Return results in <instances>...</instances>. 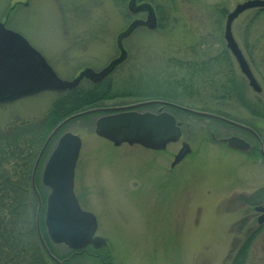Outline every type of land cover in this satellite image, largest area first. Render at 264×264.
I'll return each instance as SVG.
<instances>
[{
  "label": "rangeland",
  "instance_id": "obj_1",
  "mask_svg": "<svg viewBox=\"0 0 264 264\" xmlns=\"http://www.w3.org/2000/svg\"><path fill=\"white\" fill-rule=\"evenodd\" d=\"M145 1L156 7L163 24L153 30L139 27L124 39L127 59L106 81L119 95L106 98L102 106L162 98L221 112L264 130V117H254L240 98L219 97L220 83L234 73L238 85L245 88L247 100L264 112V14L255 17L256 8L249 9L232 27L262 88L258 92L250 86L224 38L226 14L244 0ZM128 3L0 0V20L23 34L58 76L71 80L87 67L100 70L118 57V35L135 18H146V13L132 14ZM225 51L230 60L218 65L212 61L205 68L191 64L224 58ZM91 83L89 79L82 81L87 88ZM59 93L43 91L0 103V127L43 117ZM161 109V105H149L138 111ZM173 111L181 123L182 138L162 151L127 143L115 146L97 136L94 125L101 112L74 118L60 130L59 134L71 131L82 139L74 189L81 206L96 215L97 234L106 239L103 247L88 248L67 264H231L232 254L251 230L257 233L249 244L247 264H264V224L259 225L255 210V205L264 204V158L233 152L211 136L212 131L217 137L238 132L235 126L179 109ZM58 135L45 150L35 173L42 200L40 226L49 193L41 174ZM184 141L191 151L172 168ZM33 192L37 210L38 196ZM52 247L57 257L70 253L65 244L52 243ZM89 249L96 250L101 258ZM105 256L109 257L107 263L102 260ZM49 264L56 263L51 259Z\"/></svg>",
  "mask_w": 264,
  "mask_h": 264
},
{
  "label": "water",
  "instance_id": "obj_2",
  "mask_svg": "<svg viewBox=\"0 0 264 264\" xmlns=\"http://www.w3.org/2000/svg\"><path fill=\"white\" fill-rule=\"evenodd\" d=\"M128 8L132 13L147 11V16L146 19L137 18L133 20L127 29L118 35L117 44L120 50L118 57L99 71L87 67L71 80L58 76L44 55L24 35L8 28L5 22L0 21V103L10 102L45 90L75 89L84 78L94 82L103 80L126 59L127 51L123 44L126 37L139 26H146L149 29L157 27V15L151 3H138V0H129ZM253 8L263 9L264 0L242 1L228 12L224 38L227 47L249 80L250 86L260 92L262 88L232 31L235 19L241 13ZM153 103L176 106L193 114L216 118L250 129L243 124L213 112L160 100L139 101L116 107L91 108L63 119L46 138L35 161L32 174V186L39 201L36 215L38 236L47 255L56 264H64V262L52 253L43 237L40 228L42 200L35 183V173L46 147L60 129L72 119L97 111H114L101 115L96 119L94 131L98 136L111 141L115 146L128 143L130 145L139 144L153 150H164L168 144L181 139V123L168 111L154 113L151 111L141 112L136 109ZM212 137L214 138L213 134ZM218 140L225 142L228 147L235 150L248 151L252 148L250 143L236 135ZM81 146L82 140L79 135L71 131L62 132L45 161L41 176L42 183L50 190L46 198L44 215L46 232L52 242L63 243L74 251L82 250L90 245L94 248H101L106 244L105 238L97 234L98 221L96 215L91 211L84 210L75 194V169ZM261 149L263 150V147ZM190 151V144L187 141L182 142V147L175 155L171 166L174 167L178 164ZM255 210L260 213L258 223L263 224L264 205H257Z\"/></svg>",
  "mask_w": 264,
  "mask_h": 264
},
{
  "label": "trees",
  "instance_id": "obj_3",
  "mask_svg": "<svg viewBox=\"0 0 264 264\" xmlns=\"http://www.w3.org/2000/svg\"><path fill=\"white\" fill-rule=\"evenodd\" d=\"M261 14H264V8H256L255 17ZM162 20L161 15L159 26L163 24ZM228 60L230 57L227 53L224 58L213 57L212 64L218 65L219 62ZM106 81L91 83L89 88L81 83L76 89L62 91L43 117L0 127V264H49L51 261L42 247L36 227L37 199L32 188L33 167L42 144L59 122L78 111L102 106L106 98L119 95L113 90L111 82ZM219 88L222 91L219 97L237 96L254 117H264V112L254 102L247 100L245 88L238 85L234 73L228 74ZM169 108L174 114L173 110L177 111L175 107L168 106L167 109ZM216 113L230 117L221 112ZM41 229L46 243L54 253L44 224ZM256 233L251 230L245 242L232 254L231 264H247L249 244ZM88 251L101 258L96 250ZM82 252L86 250L78 253L70 251L66 256L59 257L65 259L67 264L73 256ZM102 260L107 263L109 257L105 256Z\"/></svg>",
  "mask_w": 264,
  "mask_h": 264
},
{
  "label": "flooded vegetation",
  "instance_id": "obj_4",
  "mask_svg": "<svg viewBox=\"0 0 264 264\" xmlns=\"http://www.w3.org/2000/svg\"><path fill=\"white\" fill-rule=\"evenodd\" d=\"M140 14H145L144 11H142ZM212 60H202V61H198L197 63H191V62H188V63H191V64H200L202 68H205V66L207 67L210 63H211ZM108 78V77H107ZM106 78V80H107ZM162 99V98H161ZM165 100V99H163ZM167 101H171V100H167ZM229 125H232V124H229ZM249 128H251L252 130H249V129H245V128H241V127H238V126H235L236 129H238V132H230L228 133L227 135H224V137H229V136H232V135H237V136H240L242 138H244L245 140H247L251 145H252V148L248 151H240V150H235V149H232V148H229L228 146H226L228 149L232 150L233 152H236V153H239V154H246V155H253V156H261L264 158V153L261 151V148L263 147L264 149V130L263 129H260L258 128L257 126H255L254 124H247ZM213 132V131H212ZM247 133L248 136L245 134ZM213 136H214V140H217L218 142H221L219 141L218 139L222 138L220 137H217L214 133H212ZM221 143H225V142H221Z\"/></svg>",
  "mask_w": 264,
  "mask_h": 264
}]
</instances>
